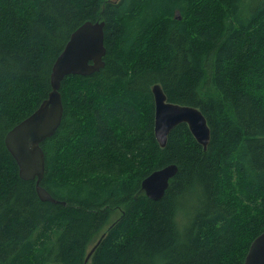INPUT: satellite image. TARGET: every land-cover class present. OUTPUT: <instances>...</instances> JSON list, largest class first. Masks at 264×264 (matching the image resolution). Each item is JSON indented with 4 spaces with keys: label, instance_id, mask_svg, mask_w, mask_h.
I'll return each mask as SVG.
<instances>
[{
    "label": "trees",
    "instance_id": "16d2710c",
    "mask_svg": "<svg viewBox=\"0 0 264 264\" xmlns=\"http://www.w3.org/2000/svg\"><path fill=\"white\" fill-rule=\"evenodd\" d=\"M89 21L105 22V66L63 80L41 144L61 204L43 202L5 139ZM157 84L202 111L207 150L187 124L159 145ZM172 164L149 199L143 180ZM263 232L264 0H0V264H244Z\"/></svg>",
    "mask_w": 264,
    "mask_h": 264
},
{
    "label": "water",
    "instance_id": "95a60500",
    "mask_svg": "<svg viewBox=\"0 0 264 264\" xmlns=\"http://www.w3.org/2000/svg\"><path fill=\"white\" fill-rule=\"evenodd\" d=\"M106 52L105 22L89 21L80 26L53 66L52 91L48 98L6 136L5 143L18 165L20 178L35 181L37 194L43 202L61 204L41 185L46 171V157L41 144L56 133L62 122L63 80L70 75L89 76L99 72L105 66ZM152 92L155 99L154 133L159 145L166 147L172 130L180 124H187L197 142L207 150L211 132L202 111L197 107L169 102L159 84L153 87ZM177 173L175 164L157 170L143 180L142 190L149 199L159 201ZM96 246L88 254L86 262ZM244 264H264V232L252 242Z\"/></svg>",
    "mask_w": 264,
    "mask_h": 264
},
{
    "label": "rangeland",
    "instance_id": "374dc122",
    "mask_svg": "<svg viewBox=\"0 0 264 264\" xmlns=\"http://www.w3.org/2000/svg\"><path fill=\"white\" fill-rule=\"evenodd\" d=\"M112 1H115V0H112Z\"/></svg>",
    "mask_w": 264,
    "mask_h": 264
}]
</instances>
